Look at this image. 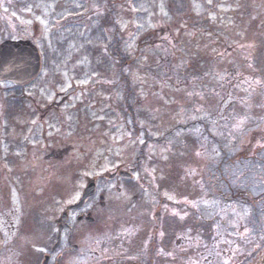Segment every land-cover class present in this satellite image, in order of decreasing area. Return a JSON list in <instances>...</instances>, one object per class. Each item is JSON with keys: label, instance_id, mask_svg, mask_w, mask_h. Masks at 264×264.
<instances>
[{"label": "rangeland", "instance_id": "obj_1", "mask_svg": "<svg viewBox=\"0 0 264 264\" xmlns=\"http://www.w3.org/2000/svg\"><path fill=\"white\" fill-rule=\"evenodd\" d=\"M108 12L133 61L139 129L107 56ZM6 41L32 42L43 64L27 86L0 84L1 200L30 201L23 192L64 186L73 170L84 185L135 169L143 197L124 194L125 217L160 230L161 264H256L264 208L232 201L209 169L225 153L259 154L264 183V0H0Z\"/></svg>", "mask_w": 264, "mask_h": 264}, {"label": "flooded vegetation", "instance_id": "obj_2", "mask_svg": "<svg viewBox=\"0 0 264 264\" xmlns=\"http://www.w3.org/2000/svg\"><path fill=\"white\" fill-rule=\"evenodd\" d=\"M72 173L76 175H67L64 186L49 183L23 192L30 201L27 196L26 202L0 199V264L163 263L156 240L160 230L150 231L151 219L139 224L125 217L134 210L128 211L124 194L136 193L134 200L143 197L135 184L137 170L85 177L84 185L80 171ZM92 185L93 194L83 201ZM15 187L26 191V185ZM168 245L170 250L172 241Z\"/></svg>", "mask_w": 264, "mask_h": 264}, {"label": "trees", "instance_id": "obj_3", "mask_svg": "<svg viewBox=\"0 0 264 264\" xmlns=\"http://www.w3.org/2000/svg\"><path fill=\"white\" fill-rule=\"evenodd\" d=\"M20 4V3H18ZM25 5H18V7H23ZM107 21H103L102 26L106 29V27L110 28L111 26L115 27L114 32L110 37H105L106 42V51L107 56L111 58L110 62L113 67L117 68L122 76V82L125 83L126 91H125V103H124V109L126 112L127 120H129L134 128H140L138 125V110L139 106L137 103H135L134 96L135 92L132 88V84L130 82L129 77L125 74V70L130 67L133 64V61L131 60L130 56L127 54V52L124 50V48L121 45V38L122 34L119 28L118 23H116L113 19L114 16L112 12H108L107 15ZM107 24V26H106ZM10 110L8 111V119L11 118V114L13 113L14 109L16 107H19L20 102L17 100L10 101ZM13 106V107H11ZM147 140L148 137H147ZM264 152V151H262ZM252 157V158H250ZM259 154L256 156L253 155H244L240 151L231 152V153H225L223 156V159L220 160V163L218 165H214V167H210V174H213V172L217 171L219 172V176H212L213 179H220L222 182V185H226L228 192L230 194V197L232 201H235L239 204L243 205H260L261 208H264V183H262V179L259 178L262 173L261 171H252L253 168H255L253 165H255V162L258 161ZM233 175L234 178V185L239 188L238 190H231L230 183L227 182V178ZM237 180L240 181V185H249V191L244 188L242 190L240 187H238L235 183ZM221 185V186H222ZM233 186V185H231ZM248 192V193H247ZM226 192H223L224 195ZM249 196V198H248ZM256 208L259 209V207H255L256 215L264 216L263 212H259ZM259 219V218H258ZM264 254L259 257L256 264L263 263ZM254 264V263H253Z\"/></svg>", "mask_w": 264, "mask_h": 264}, {"label": "water", "instance_id": "obj_4", "mask_svg": "<svg viewBox=\"0 0 264 264\" xmlns=\"http://www.w3.org/2000/svg\"><path fill=\"white\" fill-rule=\"evenodd\" d=\"M41 69L40 52L32 42L6 41L0 45V84L26 86L40 75ZM92 194L93 185L88 188L83 201Z\"/></svg>", "mask_w": 264, "mask_h": 264}]
</instances>
